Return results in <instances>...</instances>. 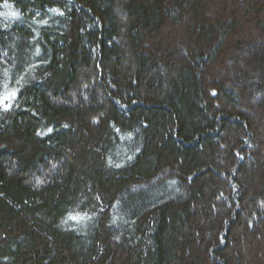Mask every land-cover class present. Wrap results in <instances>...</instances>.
Here are the masks:
<instances>
[{"label":"trees","instance_id":"16d2710c","mask_svg":"<svg viewBox=\"0 0 264 264\" xmlns=\"http://www.w3.org/2000/svg\"><path fill=\"white\" fill-rule=\"evenodd\" d=\"M0 101V264H264V0H0Z\"/></svg>","mask_w":264,"mask_h":264},{"label":"snow or ice","instance_id":"6c2138e0","mask_svg":"<svg viewBox=\"0 0 264 264\" xmlns=\"http://www.w3.org/2000/svg\"><path fill=\"white\" fill-rule=\"evenodd\" d=\"M13 15H17V14H16V13H13ZM15 94H16L15 92H12V93H11L12 96H15ZM2 102H3V101H0V103H2ZM48 131L50 132V131H52V130L49 129ZM71 218H72V219H76L77 217L72 216Z\"/></svg>","mask_w":264,"mask_h":264},{"label":"rangeland","instance_id":"374dc122","mask_svg":"<svg viewBox=\"0 0 264 264\" xmlns=\"http://www.w3.org/2000/svg\"><path fill=\"white\" fill-rule=\"evenodd\" d=\"M5 94V93H4ZM8 95H3V97H7Z\"/></svg>","mask_w":264,"mask_h":264}]
</instances>
